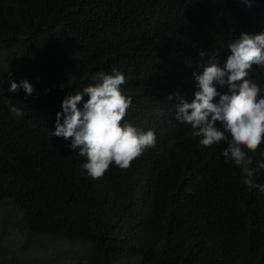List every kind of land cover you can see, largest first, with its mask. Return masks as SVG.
Wrapping results in <instances>:
<instances>
[{"label":"trees","instance_id":"trees-1","mask_svg":"<svg viewBox=\"0 0 264 264\" xmlns=\"http://www.w3.org/2000/svg\"><path fill=\"white\" fill-rule=\"evenodd\" d=\"M261 57L264 0H0V264H39L32 235L79 248L43 264H264ZM217 102L246 121L225 150Z\"/></svg>","mask_w":264,"mask_h":264},{"label":"clouds","instance_id":"clouds-1","mask_svg":"<svg viewBox=\"0 0 264 264\" xmlns=\"http://www.w3.org/2000/svg\"><path fill=\"white\" fill-rule=\"evenodd\" d=\"M254 67L264 70V57L257 60L250 69L249 74ZM170 106L171 117L182 124L180 106L176 97L171 100ZM231 109L234 115L230 114ZM101 111L102 104L100 100L93 95L85 94L79 96V102L74 109V115L77 119L87 116L89 119L94 120L101 114ZM155 129L157 130L158 128L155 127ZM234 131L236 133L232 134ZM244 131H246V121L240 109L236 106L217 102L213 106L198 113L197 133L208 142L215 144L224 143L220 150L232 147L235 144L232 141L242 139L244 137ZM259 177L257 176L252 179L259 180ZM247 182L252 187V182Z\"/></svg>","mask_w":264,"mask_h":264},{"label":"rangeland","instance_id":"rangeland-1","mask_svg":"<svg viewBox=\"0 0 264 264\" xmlns=\"http://www.w3.org/2000/svg\"><path fill=\"white\" fill-rule=\"evenodd\" d=\"M0 214L6 216L7 213L5 211H0ZM12 235L11 239L13 238L15 241V246L18 248L22 245L24 239L27 236V233L20 225L19 228L12 227L11 228ZM33 238L37 241L36 243L31 238V245L23 250V246H21V252L26 254V258H36L39 261V264H43L46 260H61L67 262L71 259V257L79 252V248L74 247V244L69 243L65 240H56L52 239L47 236L42 237H35L32 235Z\"/></svg>","mask_w":264,"mask_h":264}]
</instances>
